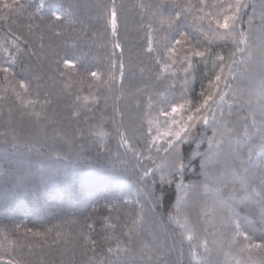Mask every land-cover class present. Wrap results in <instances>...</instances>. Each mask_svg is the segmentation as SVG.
I'll return each mask as SVG.
<instances>
[{
	"label": "trees",
	"instance_id": "trees-1",
	"mask_svg": "<svg viewBox=\"0 0 264 264\" xmlns=\"http://www.w3.org/2000/svg\"><path fill=\"white\" fill-rule=\"evenodd\" d=\"M19 2L31 4L32 7L23 15L0 10V14L10 15L7 22L0 21V68L10 66L11 56L6 55V51L16 52L17 48L24 49L22 41L27 39L31 48L18 53L17 63L11 65L13 72L9 73V76L15 74L16 79L23 78L21 69L25 65L31 68L34 74L43 75L45 90L50 93L53 101L48 112L55 115L51 116V122L47 124L43 120L36 124L33 120L22 118L19 106L4 93L8 81L5 80L4 73L0 72V95H4V99L0 100V133L14 128L15 135L23 142L25 150L30 146L33 153L39 151L44 154L41 160L49 167L51 175L46 186H35L24 192H18L7 184L0 185V256L3 257L0 264H9L13 259L22 260L24 264H88L89 257H92L91 264H126L125 254L122 253L117 258L107 252L108 247H115L116 244V239H105L109 235L118 237L122 246L129 249V255L140 252L141 243L147 241L150 248L163 251V264H203L204 261L207 264H237L238 260L241 264H264V250L251 249L240 252V247L246 243L242 239L230 246L234 225H221L219 212H205L198 217L193 216L192 219L196 220L195 236L190 241L185 239L181 242L175 219H170V213L173 217L176 216L177 195H182L177 183L182 179L183 183L188 185L204 179L200 175V161L194 158L193 150L204 152L208 148L207 137L212 135L211 129L206 126L199 127L198 131L205 134L201 144L184 142L178 146L186 159L194 158V163L189 165L182 176L172 183L160 181L161 172L168 171V157H165L164 150L169 147V137L159 136L160 126L155 120L160 122L163 118L162 109L172 103L183 104L184 111L192 112L202 102L201 92L208 94L209 80L218 74L220 69H214L211 61L207 65L200 61L185 77L179 59L163 56L157 64L156 58L163 55L164 49L157 45L149 53L146 30L141 27L147 21L141 20L140 10L136 7L138 0H99L109 8L113 3L117 7L119 34L116 37H112L111 28L106 27L107 13L104 8L97 7L98 0H55L56 3H64L65 7L68 3L77 6L70 17L73 21L69 29L72 33L70 46L74 42L85 45L84 50L91 49L92 54L97 57L89 61L95 66L93 70L105 68V55L112 51L113 41L122 43L126 64L131 61L136 65L135 77L126 68L123 88L120 86L117 70L115 87L111 91L103 92L97 89L99 100L89 101L88 108L91 111L82 112L73 101L77 95L83 97L89 94L87 83L81 86L74 83L68 75L59 77L58 73H51L50 62L54 58L50 56L47 47L51 33H46L45 46L41 48L40 32L28 30L29 13L34 11L40 0ZM45 2L48 3L49 0ZM229 2L230 0H223L225 7ZM246 2L249 5L254 2L259 4L260 0ZM206 3L209 6L198 15L203 16L209 12L221 14L219 7H211L217 0H206ZM256 14L258 16L259 9ZM45 15L47 9L35 13V19L31 22L40 24V17ZM252 15L251 6L242 11V22L238 24L241 30L249 28L248 21ZM186 23V30L190 33L192 42L199 41L202 49L208 46L211 39L213 54L222 55L226 65L231 64L233 59H244L239 53L236 57L232 56L236 49L231 40L215 39L212 33H209L208 37L202 35L200 29L203 27L207 30V19L201 24L189 17ZM9 27L17 35L22 34L21 41L13 43L14 37ZM260 29L259 20H254L251 41L254 48L262 35ZM93 33L96 35L93 36ZM164 35L163 32L158 33L157 39ZM77 36L80 38L77 39ZM177 48L180 49L181 46L178 45ZM186 52V48L181 49V56ZM244 56L246 57L247 53ZM140 67L149 71L141 76ZM261 71L262 63L257 58L233 65L231 70L224 68L220 88L227 96L222 107L226 113H233L232 125L239 127L245 120L250 123L253 114L257 121L260 120L261 110L256 99ZM49 75L53 76L50 80L47 79ZM185 79L188 81L186 85ZM137 89H140L138 94ZM237 92L243 95L245 101L250 97L252 103L243 106L233 104V97ZM130 94H133L135 99ZM114 107L124 110L125 126L130 129V135L131 130H135V134L131 135L133 150L149 157L146 161L141 159L143 167L133 168L137 164V158L132 155L131 150L118 149L120 141L115 135V125L111 119ZM74 111L79 114L73 116ZM85 116L88 117L87 120ZM99 130H103L105 134H93ZM52 137L55 139H51ZM153 138H156V145L147 150L146 142H151ZM102 145L111 151H101ZM117 149L119 159L111 155ZM57 152L60 153L59 156L56 155ZM12 155L14 153H10L7 159H11ZM65 156H68V159H65ZM7 159L0 156V178L9 175ZM147 168H152L156 174L149 175L144 184L150 191L155 192L158 200L155 206L144 203L141 213L136 202H143L144 188L137 184V176L133 175V172L142 174ZM111 205H115V208ZM191 205H194L192 212H199L202 205L210 206V194L202 195L197 192L189 201V206ZM109 216L113 218L112 222L119 225L115 232L111 229L105 231L104 218ZM176 218L183 222V216ZM235 219L241 223L242 231L249 230V234L253 235V242H261L258 239L261 236L258 212L238 204ZM133 221L136 223L131 233L132 242L129 244L128 237L121 236L120 233L127 230L124 225L131 226ZM87 224H92L93 227L89 229ZM173 229L177 230L174 232ZM81 232L97 242L95 253L88 251L85 255V242L80 238ZM57 233L60 235L57 236ZM205 240L208 242L207 248L201 246V242ZM193 247L200 258L198 260H192L189 254ZM136 264H143V261L137 258Z\"/></svg>",
	"mask_w": 264,
	"mask_h": 264
},
{
	"label": "snow or ice",
	"instance_id": "snow-or-ice-1",
	"mask_svg": "<svg viewBox=\"0 0 264 264\" xmlns=\"http://www.w3.org/2000/svg\"><path fill=\"white\" fill-rule=\"evenodd\" d=\"M208 6L206 0H138L136 4V7L140 10L141 20L147 21L141 27L146 30L149 53L157 45H161L164 49L163 55L156 58L157 64L160 63L163 56L179 59L181 61L180 67L185 77L195 69L196 63L200 61L204 62L205 65L211 61L214 69L217 67L220 69L219 73L209 80L208 94L205 95L201 92L202 102L192 110L187 122L179 126L174 132L167 131L163 133L164 136L169 137L167 141L169 147L164 150L165 157H168V171L166 173L161 172L160 181L162 183L165 181L168 183L176 181L177 177L182 176L183 172L189 168V165L194 163V158L199 159L200 175L203 176V181L185 185L181 179L177 183V188L182 195H177L176 216L173 217L172 213L169 214L170 219H175L181 242L185 239L190 241L195 236L196 220L192 219L193 216L198 217L205 212L213 214L219 212L221 225L225 227L234 225V235L231 237L230 246L237 244L242 239L246 243L240 247V252L251 249L264 250V0H260L259 4L254 2L251 5L246 0H230L226 7L223 0H217V3L211 5V7H219L221 9L222 19L221 14H213L211 12L203 16L198 15ZM249 6L253 8V15L248 21L249 28L241 30L238 27V24L242 22L241 14ZM30 7H32L31 4H23L19 0H0V10H8L9 14L17 13L23 15ZM76 7L72 3H68L67 7H65L64 3H56L55 0H49L48 3L45 0H40L34 11L29 13L28 19L30 23L27 27L29 32H40L41 48L45 46L46 33H51V36L48 37L49 42L47 45L50 56L54 58L50 62L49 70L51 73H58L59 77L68 75L74 80V83L81 86L87 83L90 89L89 94L83 97L77 95L73 101V104L83 112L91 111L88 108L89 101L96 102L99 100L97 89L103 92L105 90L111 91L115 87L117 81L115 73L117 70L119 71L120 86L123 88L126 68L135 77L136 65L131 61L126 64L122 43L113 41L111 44L112 51L107 52L105 55V68L93 70L95 66L90 64L89 61L97 59V57L92 54L91 49L84 50L85 45L74 42L70 46L72 33L69 29L73 23L70 17H72ZM97 7L105 9L107 13L106 27L111 28L112 37L118 36L119 17L115 3L109 8L98 0ZM44 9H47V15L40 17V24H33L31 21L35 19V13H39ZM257 9H259L258 16L256 14ZM189 17L193 20H198L201 24L207 19V30L203 27L200 29L202 35L208 37L209 33H212L215 39L231 40L236 49L232 56L236 57L237 53H239L244 59L240 61L233 59L231 64L226 65L224 62L225 58L222 55L219 53L213 54L211 39L208 41V46L202 49L199 41L193 43L190 33L186 30V22ZM9 18L10 15L0 14V21L7 22ZM257 19L260 22L262 35L259 43L254 48L251 42L252 27L253 21ZM220 30H223V32ZM9 31L14 37V44L16 41H21L22 34L17 35L10 27ZM160 32L165 33V35L157 39ZM95 35L96 33H93V36ZM79 38L77 36V39ZM22 43L24 49L17 48L16 52L6 51L5 53L11 56V62L9 67L0 68V72L4 73L5 80L8 81V87L4 89V93L8 94L13 103L19 106L22 118L33 120L36 124H40L43 120L47 124L51 122V116L55 114L48 112V108L51 107L53 101L50 98V93L45 90V77L40 74H34L33 70L27 65L21 69L23 78L16 79L15 74L11 77L9 76V73L13 72L11 65L17 63L18 53L31 48V44L27 39H24ZM178 45L181 46L180 49L177 48ZM184 48L187 49V52L181 56L180 51ZM117 50H119V57H117ZM245 53H247L246 57L244 56ZM195 58L199 59L196 60ZM254 58L259 59L262 63L256 99V103L261 110L260 120L257 121L255 114H253V119L250 123L245 120L237 127L231 124L233 113L231 111L226 113L223 110L222 105L227 93L221 91L220 82L224 78L223 70L225 67L231 70L233 65L245 63ZM21 63H23L22 60ZM66 69L69 71L66 72ZM146 71H149V69L139 68L141 76ZM52 78V75L47 77L49 80ZM184 83L185 85L188 83L187 79H185ZM226 87L230 86L226 85ZM136 92L138 94L140 89H137ZM3 99L4 95H0V100ZM133 99H135L134 95ZM232 102L243 106L246 103L251 104L252 100L249 97L245 101L243 95L237 92ZM183 107V104H174L171 107V112L176 113ZM78 114L75 111L72 113L73 116ZM163 115L167 116L168 112L164 111ZM9 119L11 120V117ZM87 119L88 117L85 116V120ZM111 119L113 125H115V135L119 137L120 141L118 149L126 148L131 150L132 155L137 158V164L133 168L143 167V164L140 163L141 159L146 161L149 157H144L141 152L133 150L131 135L135 134V130H131L130 135V129L125 126L124 110L120 107H114ZM200 126H206L211 129L212 135L207 137L208 148L204 152L194 149L195 157L186 159L178 146L184 142L201 144L205 134L198 131ZM15 131L14 128H9L5 132L0 133V156H4L7 159L10 153H14L11 159H7L9 175L0 178V185L7 184L18 192L27 191L35 186H46L51 173L49 167L44 165L41 160L44 154L39 151L33 153V148L30 146L25 150L23 142L15 135ZM93 134L104 135L105 133L103 130H99ZM51 139L54 140L55 137ZM173 139L175 142H173ZM253 140H255V143H253ZM156 142V138H153L151 142H146V149L150 150L156 145ZM118 149L116 152L111 153L117 159L120 158ZM101 151L110 152L111 150L102 145ZM56 155L59 156L60 153L57 152ZM64 158L68 159V156ZM155 174L152 168H147L142 174L133 172V175L137 176V184L144 188L143 202L139 200L136 202L141 213L143 212L144 203L152 204L153 206L157 203L158 198L155 192L150 191L148 186L144 184L149 175L155 176ZM4 191L6 192L7 189H4ZM197 192L202 195L210 194L211 205H202L199 212H192L191 208L194 205L189 206V201L193 199ZM206 198L208 197L206 196ZM238 204H243L258 212V222L261 230V236L258 239L261 242H253V235L249 234V230H241V223L235 219L236 205ZM111 207L114 209L115 205H111ZM152 211L154 212V207ZM180 216H183V222L176 218ZM112 219L111 216L104 218L106 232L109 229L115 232L119 227L117 223L112 222ZM135 223L133 221L131 226L124 225L127 230L120 233L121 236L128 237L127 243L129 244L132 242L131 233L134 230ZM16 227L18 228L19 226L17 225ZM87 227L91 229L93 226L92 224H87ZM176 230L173 229L174 232ZM28 231L31 232V229ZM164 231H167V229H164ZM36 234L39 235V233ZM59 235L57 233V236ZM80 238L85 242V255H87L88 251L95 253L97 242L84 232L80 233ZM105 239L107 241L116 239L115 247H108L107 252L114 254L117 258L122 253L125 254L126 264H136L137 258L143 261V264H163V251L158 248H150L147 241L141 243L142 250L140 252L129 255V249L122 246L118 237L109 235ZM9 243L12 242L9 241ZM207 243L206 240L202 241L201 246L207 248ZM189 254L192 260L200 259L194 247L190 249ZM0 259H3V257L0 256ZM91 260L92 257H89L88 264H91ZM9 264H24V262L13 259ZM203 264H207V262L204 261ZM237 264H241V261L238 260Z\"/></svg>",
	"mask_w": 264,
	"mask_h": 264
},
{
	"label": "rangeland",
	"instance_id": "rangeland-1",
	"mask_svg": "<svg viewBox=\"0 0 264 264\" xmlns=\"http://www.w3.org/2000/svg\"><path fill=\"white\" fill-rule=\"evenodd\" d=\"M174 104L175 103H172L166 106V109H162V112L167 111L168 115L167 116L163 115V118L160 122L155 120V123L160 126L159 129L161 131V134H159V136H162L163 133L167 131H173V132L176 131L179 126L187 122V118L191 114L189 110L184 111L183 109H180L176 113H172L171 107Z\"/></svg>",
	"mask_w": 264,
	"mask_h": 264
}]
</instances>
